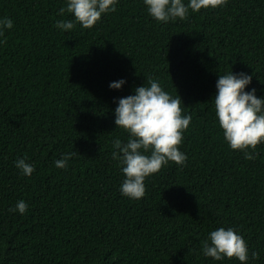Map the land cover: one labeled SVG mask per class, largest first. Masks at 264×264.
Here are the masks:
<instances>
[{
  "label": "trees",
  "instance_id": "trees-1",
  "mask_svg": "<svg viewBox=\"0 0 264 264\" xmlns=\"http://www.w3.org/2000/svg\"><path fill=\"white\" fill-rule=\"evenodd\" d=\"M66 7L0 0V19L13 21L0 35V264H241L203 254L220 227L247 241L246 264H264V143L247 150L251 160L231 149L214 105L231 71L252 76L245 91L264 99V0H227L168 22L144 0H118L89 29L59 14ZM149 77L192 117L180 145L187 161H169L132 199L112 157L113 141L130 138L115 109ZM24 158L31 176L16 167ZM21 200L27 211H10Z\"/></svg>",
  "mask_w": 264,
  "mask_h": 264
},
{
  "label": "clouds",
  "instance_id": "clouds-1",
  "mask_svg": "<svg viewBox=\"0 0 264 264\" xmlns=\"http://www.w3.org/2000/svg\"><path fill=\"white\" fill-rule=\"evenodd\" d=\"M118 0H67V7L61 8L59 14H74L75 21L85 29L93 27L101 20L103 14L116 11ZM148 14L160 22L176 18L186 20L189 9L199 12L201 9L224 6L227 0H144ZM57 27L71 30L72 21H58ZM13 21L8 17L0 19V35L5 29H12ZM252 82V76L246 73L221 75L217 81V95L214 99L216 115L224 137L233 150L245 153V159L255 157L253 151L264 143V99L256 96V90L245 91ZM125 80L113 82L110 87L121 89ZM149 86L135 89V95L120 98L115 109V124L130 134L127 143L117 138L113 141V159L123 165L125 175L121 185L122 195L143 198L146 193L145 179L158 173L169 161L184 165L187 156L180 151L184 131L191 123V115H183L180 96L173 97L166 92L155 79H147ZM122 154V155H121ZM75 153H69L55 161L57 168L67 167V161ZM16 167L26 176L35 171L26 158L18 159ZM28 205L19 201L16 209L24 214ZM203 254L219 261L227 257L235 258L246 264L249 260V248L244 237L233 228L220 227L210 233L209 239L202 241ZM252 259H259V253L253 251Z\"/></svg>",
  "mask_w": 264,
  "mask_h": 264
}]
</instances>
